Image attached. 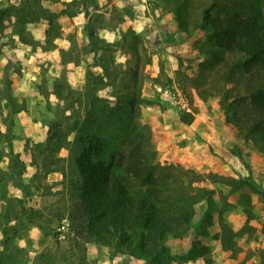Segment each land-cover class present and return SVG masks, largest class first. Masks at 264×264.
I'll return each instance as SVG.
<instances>
[{"label": "rangeland", "instance_id": "obj_1", "mask_svg": "<svg viewBox=\"0 0 264 264\" xmlns=\"http://www.w3.org/2000/svg\"><path fill=\"white\" fill-rule=\"evenodd\" d=\"M204 1L236 15L264 14V0H34L44 9L36 11L35 21L21 28L14 15L5 17L0 27V132H6L5 120L11 155L0 168L6 170L7 160L22 165L15 168L22 186L15 173L7 176L6 170L2 178L8 181L9 211L15 212L18 198L28 211L17 215L42 226L26 222L25 238L14 240L30 256L44 252L54 264H147L137 252L107 247L61 222L78 200L81 158L115 167L138 143L154 153L152 185L163 197L212 190L208 235L199 236L194 228L207 206L203 199L186 233L164 238L172 264H259L264 147L239 137L225 121L218 97L199 96L192 81L211 56L200 27ZM21 2L33 5L0 0V7ZM158 85L185 96L194 124L179 121L184 111L163 99ZM129 93L138 94V104L131 109L119 103L117 108L116 98ZM53 123L59 125V146L46 156L42 147ZM3 203L0 198V209ZM60 222L63 238L58 236ZM222 224L230 229L227 234ZM194 239L207 252L187 260Z\"/></svg>", "mask_w": 264, "mask_h": 264}, {"label": "trees", "instance_id": "obj_2", "mask_svg": "<svg viewBox=\"0 0 264 264\" xmlns=\"http://www.w3.org/2000/svg\"><path fill=\"white\" fill-rule=\"evenodd\" d=\"M29 1L33 5L21 2L22 6L8 4L0 7V27L10 15L16 17L20 26L27 20L35 21L38 18L36 11L44 9L36 7L34 0ZM200 27L204 29L203 44L211 56L192 79L198 95L204 98L217 96L225 121L235 128L237 135L245 140H257L264 147V14L236 15L214 10V6L204 1L200 10ZM22 31H18L19 35ZM119 103L132 109L138 104V94L118 96L117 108ZM193 118L191 111L179 114V121L186 125ZM3 123L6 132H0V144L3 142L0 162L6 155H11L9 125L5 120ZM136 127L133 125V129ZM131 133L137 134L133 130ZM59 136V125L50 124L42 147L46 156L58 149ZM154 159V153L138 143L132 144L127 156L115 167L101 160L93 161L89 156L82 157L78 162L81 178L78 200L67 215L70 231L85 234L107 247L137 252L147 264H172L174 256L163 245L164 238L186 233L195 216L196 204L205 199L206 209L197 218L194 228L199 236H207L212 216V190L201 188L174 199L163 197L152 185ZM19 166L7 160L5 168L7 176L17 174L22 186L21 171L15 169ZM6 170L0 168V198L5 202L0 209V264H54L46 253L30 256L24 247L14 243L16 238H25L26 222L40 229L42 226L17 215L18 211H28L18 198L14 199L15 212L9 211L10 198L5 195L8 181L2 178ZM259 191L264 198V189L259 187ZM29 210L36 212L33 208ZM222 229L225 234L230 230L223 224ZM206 252L207 246L194 239L184 258L203 257ZM259 264H264V250L259 254Z\"/></svg>", "mask_w": 264, "mask_h": 264}, {"label": "built area", "instance_id": "obj_3", "mask_svg": "<svg viewBox=\"0 0 264 264\" xmlns=\"http://www.w3.org/2000/svg\"><path fill=\"white\" fill-rule=\"evenodd\" d=\"M160 96L163 99L168 100L170 102V104L173 105L178 110H180V111H190L187 99L185 98L184 95L180 94L179 92L173 93V92H170L167 88H162L161 87L160 88ZM64 221L67 222L66 226H67V229H68L69 221H68L67 218H63L61 220V222H64ZM64 228L65 227H64L63 223H61L60 226L57 227L59 238H63L65 236L63 234Z\"/></svg>", "mask_w": 264, "mask_h": 264}, {"label": "crops", "instance_id": "obj_4", "mask_svg": "<svg viewBox=\"0 0 264 264\" xmlns=\"http://www.w3.org/2000/svg\"><path fill=\"white\" fill-rule=\"evenodd\" d=\"M159 86V85H158ZM161 88V86H159V89ZM174 109V108H173ZM193 113V112H192ZM194 115V114H193ZM194 122H195V119H194V121L192 120V122L190 123V125L191 124H194ZM203 122H205L206 124H209V121L207 120V119H203ZM189 125V124H188Z\"/></svg>", "mask_w": 264, "mask_h": 264}, {"label": "clouds", "instance_id": "obj_5", "mask_svg": "<svg viewBox=\"0 0 264 264\" xmlns=\"http://www.w3.org/2000/svg\"><path fill=\"white\" fill-rule=\"evenodd\" d=\"M109 39H111V37H109ZM33 232H35V229L33 230ZM21 246H23V241H21Z\"/></svg>", "mask_w": 264, "mask_h": 264}]
</instances>
